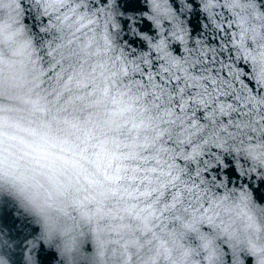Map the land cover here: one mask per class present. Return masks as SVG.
<instances>
[{
    "label": "clouds",
    "instance_id": "obj_1",
    "mask_svg": "<svg viewBox=\"0 0 264 264\" xmlns=\"http://www.w3.org/2000/svg\"><path fill=\"white\" fill-rule=\"evenodd\" d=\"M0 264H264V0H0Z\"/></svg>",
    "mask_w": 264,
    "mask_h": 264
}]
</instances>
